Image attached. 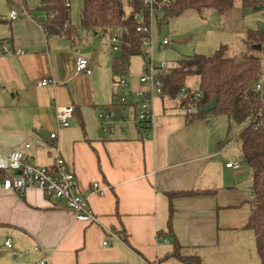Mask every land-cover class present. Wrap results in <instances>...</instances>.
Listing matches in <instances>:
<instances>
[{"label": "crops", "instance_id": "1", "mask_svg": "<svg viewBox=\"0 0 264 264\" xmlns=\"http://www.w3.org/2000/svg\"><path fill=\"white\" fill-rule=\"evenodd\" d=\"M69 3L78 34L74 44L44 34L38 22L43 15L33 11L39 0H0V43L11 51L0 54V148L21 151L38 166L61 157L97 222L75 220L72 211L38 190L0 192V238L12 241L11 249L0 251V264H39L37 246L49 264H182L166 258L172 243L158 236L167 232L169 207L182 256H197L201 264H261L254 234L244 228L251 170L244 163L226 168L241 160L238 134V147L227 150L206 120L186 124L178 100L159 96L147 138L132 101L143 88L138 77L125 79L124 96L132 102L106 129L100 115L118 104L109 94L112 58L86 48L89 35L105 36L80 27L83 0ZM11 9L21 13L14 21ZM77 55L91 61L89 75L75 73ZM43 80L50 83L39 85ZM67 106L74 107V117L58 129L56 109ZM94 183L102 195L91 192ZM190 191L208 194L167 196Z\"/></svg>", "mask_w": 264, "mask_h": 264}, {"label": "trees", "instance_id": "2", "mask_svg": "<svg viewBox=\"0 0 264 264\" xmlns=\"http://www.w3.org/2000/svg\"><path fill=\"white\" fill-rule=\"evenodd\" d=\"M69 0H39V6L33 11L42 14L38 22L47 37H60L74 44L78 34L70 24V7L65 3ZM264 4V0H242V8H253ZM128 11L126 10V8ZM233 7V0H172L161 11V17L156 21L158 30L168 20L178 17L188 11L201 13L203 10H214L223 15ZM130 9L144 13L138 0H83L80 17V27L86 33H100L109 36L115 28H122V47L120 53L112 58L111 71L113 75L125 74L128 71L130 58L141 55L142 35L137 33V21L130 14ZM32 11V13H33ZM146 21V18L143 19ZM4 20L0 17V26ZM249 39L254 45H260V50L253 48L246 51L241 58L226 56L225 47H221L213 56L193 55L180 60L177 64L168 66L160 76L163 84L160 97L169 101L178 100V107L183 110L185 123L204 119L209 123L208 116H225L236 125H243L237 135L240 143L242 163L251 170V201L250 213L245 229L254 234L255 247L261 264H264V114H258L261 109L259 96L253 91L259 81L260 58L264 57V28L249 31ZM195 78L197 86L192 89L187 86V80ZM182 90L188 96L182 100L178 95ZM195 93L200 97L195 98ZM212 99L216 100L213 110L204 113L202 108ZM116 107L110 105L107 108ZM145 131V125L138 123ZM230 124H228V129ZM208 192L168 193L174 196H198ZM173 210L169 207L167 232L158 233L159 237L169 238L173 250L166 257H172L182 264H201L197 256H182L171 225Z\"/></svg>", "mask_w": 264, "mask_h": 264}, {"label": "built area", "instance_id": "3", "mask_svg": "<svg viewBox=\"0 0 264 264\" xmlns=\"http://www.w3.org/2000/svg\"><path fill=\"white\" fill-rule=\"evenodd\" d=\"M144 9V13L135 12L130 9V14L137 21L135 30L142 35L141 39V55L143 57L142 75L138 77V82L143 87L142 90L134 92V101L137 112L136 122L145 125L147 128L146 136L151 137V124L153 121V102L156 97L162 93L163 84L160 80L168 65L161 62L158 65L154 61L153 53L155 46L151 37V27L153 22L157 21L158 14L162 9L170 4L172 0H138ZM66 7H70L69 1L65 3ZM27 16L26 12L22 13ZM21 16V13L15 9L9 11L8 17L14 21ZM146 18L144 22L143 19ZM123 29L118 27L113 30L109 37L111 51L118 54L122 47ZM170 45L168 38H163L158 49H165ZM7 44L0 43V54H9ZM16 55L21 54L20 50L14 52ZM91 61L81 55H77L75 61V73L89 75L91 73ZM125 74L119 75L117 81L118 104L116 107L108 108L100 115L103 121V126L109 129L114 121L121 115L124 108L130 104L128 99L123 96L125 91ZM48 80H43L39 85L45 86L49 84ZM54 82L52 81V84ZM253 91L259 96L261 101V109L258 114H264V82H257ZM188 96L186 90H182L178 99L182 100ZM195 98L200 97L199 93H195ZM74 117V107H58L56 109L57 128L63 129L69 126V121ZM50 139L53 141L57 137V133L50 134ZM242 163V159L236 163L229 162L226 168H237ZM28 190H38L47 199L57 200L63 207L72 211L75 220L92 224L97 222L96 215L90 209L86 198L79 192L78 181L75 173L70 170L61 157H56L50 166H38L26 161L24 154L21 151L14 150L9 153H3L0 148V192H12L18 195L25 193ZM92 193L102 195L104 190L100 189L96 183L92 184ZM111 236L117 238L116 235L110 233ZM107 243H103L106 245ZM12 248V241L9 238H0V251ZM34 252L42 256L39 264H49L47 255L40 247H35Z\"/></svg>", "mask_w": 264, "mask_h": 264}, {"label": "rangeland", "instance_id": "4", "mask_svg": "<svg viewBox=\"0 0 264 264\" xmlns=\"http://www.w3.org/2000/svg\"><path fill=\"white\" fill-rule=\"evenodd\" d=\"M126 8V7H125ZM128 11V9L126 8ZM73 11V9H72ZM161 12L158 14L160 19ZM260 25H264V4L253 8H242V0H233V7L230 11L223 15H218L214 10H203L201 13L188 11L178 17L170 19L165 25L158 30L154 21L151 27V37L155 50L153 53L154 61L158 65L165 62L168 66L177 64L180 60L193 56L202 55L206 57L213 56L221 47H225L226 56L241 58L247 50L253 48L254 44L249 39V31L259 29ZM87 41L83 44L90 50L104 51L109 61L114 58L111 51L108 36L99 38L89 35ZM163 38H168L170 45L165 49H158V45ZM260 58V75L258 82H264V57ZM142 55L130 58V68L126 72L125 79L129 77H139L142 75L143 68ZM105 69V68H104ZM110 97L115 95L114 100L119 94L117 81L118 75H113L110 68ZM187 86L196 88V79L187 80ZM124 96V95H123ZM155 107L159 105V101L155 100ZM209 126L221 137V145L228 143L227 150L235 151L238 147V141L235 136L242 129L243 125L229 123L225 116H208ZM228 124H230L227 133ZM235 137V138H234Z\"/></svg>", "mask_w": 264, "mask_h": 264}, {"label": "water", "instance_id": "5", "mask_svg": "<svg viewBox=\"0 0 264 264\" xmlns=\"http://www.w3.org/2000/svg\"><path fill=\"white\" fill-rule=\"evenodd\" d=\"M262 28H264V25H260L259 26V29H262ZM260 48H261L260 45H254L253 46V49L256 50V51H259ZM215 105H216V100L212 99L206 106H204L202 108V111L204 113H208V112H210L211 110H213L215 108Z\"/></svg>", "mask_w": 264, "mask_h": 264}]
</instances>
